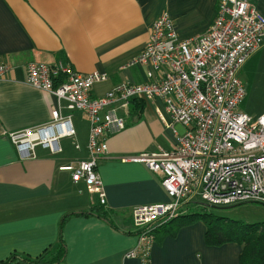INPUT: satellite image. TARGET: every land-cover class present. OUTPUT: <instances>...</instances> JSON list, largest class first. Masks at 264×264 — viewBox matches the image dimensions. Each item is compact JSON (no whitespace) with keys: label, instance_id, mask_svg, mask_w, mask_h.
<instances>
[{"label":"crops","instance_id":"obj_1","mask_svg":"<svg viewBox=\"0 0 264 264\" xmlns=\"http://www.w3.org/2000/svg\"><path fill=\"white\" fill-rule=\"evenodd\" d=\"M217 1L0 0V63L11 65L0 77V262L12 254L36 258L52 251L59 224L68 215L63 225L66 254L57 264H142L138 256L127 255L138 240L129 233L132 210L169 197L157 173L121 157L174 147L176 137L158 116L157 104L144 102L139 120L131 116L123 130L107 138L108 155L97 172L112 225L81 213L97 206L98 197L88 193L84 182L74 181L71 171L60 169L87 157V136L77 137L75 129L73 138L60 140V153L37 146L34 157L18 156L8 133L50 122L56 104L52 94L27 83L25 64L61 61L81 73L107 74L93 87L95 95L123 80L141 83L147 66L129 63L143 50L153 20L165 11L179 38L196 36L215 19ZM249 1L264 17V0ZM263 49L264 44L245 62L243 79ZM68 111L62 109V114L72 120ZM177 125L173 128L183 135L185 128L181 125L180 133ZM205 232L203 223L194 220L171 234L154 235L149 264H240L238 243L208 245Z\"/></svg>","mask_w":264,"mask_h":264},{"label":"built area","instance_id":"obj_2","mask_svg":"<svg viewBox=\"0 0 264 264\" xmlns=\"http://www.w3.org/2000/svg\"><path fill=\"white\" fill-rule=\"evenodd\" d=\"M263 44L264 17L249 0H218L207 30L184 39L163 11L149 26L143 50L129 63L147 66L141 83L123 80L95 95L93 87L107 80V74L81 73L61 61L26 63L27 83L52 94L56 104L50 122L8 136L21 159L34 157L37 146L60 153V140L75 135L71 116H64L62 109L78 111L88 123L87 157L60 169L71 171L72 179L84 182L104 205L97 166L108 155L107 138L127 126L132 100L157 104L158 116L176 137L174 147L121 157L157 173L169 197L132 210L133 227L142 232L127 255L149 264L151 229L178 216L184 204H264V112L253 117L240 109L246 88L239 77ZM10 69V64L0 63V77ZM175 123L185 128L183 135L173 128Z\"/></svg>","mask_w":264,"mask_h":264},{"label":"trees","instance_id":"obj_3","mask_svg":"<svg viewBox=\"0 0 264 264\" xmlns=\"http://www.w3.org/2000/svg\"><path fill=\"white\" fill-rule=\"evenodd\" d=\"M142 100L134 99L130 103V115L134 122L139 120L144 109ZM205 206H209L205 204ZM204 206V207H205ZM197 210V211H196ZM201 208L195 209L192 203H186L180 208V214L169 221L155 226L151 229V233L155 237L162 236L168 233H173L183 223L196 220V218H210L207 223L205 240L208 245H221L227 242H236L241 246L239 254L240 264H264V221L246 223L238 220L226 219L223 216L208 213V210ZM110 211L104 208L103 204L91 207L88 210L81 212L84 215H96L106 220L108 223L115 225L112 222ZM68 215L64 216L59 224L58 241L52 251H46L42 256L29 258L19 254H12L0 264H17L25 262L29 264H57L61 262L66 254V244L63 238V225ZM212 217V219H211ZM133 227V225H132ZM142 230H136L134 227L129 231L130 234L138 235Z\"/></svg>","mask_w":264,"mask_h":264},{"label":"rangeland","instance_id":"obj_4","mask_svg":"<svg viewBox=\"0 0 264 264\" xmlns=\"http://www.w3.org/2000/svg\"><path fill=\"white\" fill-rule=\"evenodd\" d=\"M246 78H242L240 72L239 77L246 88V96L244 102L240 105V109L248 112L253 117L258 116L264 112V49L261 53L251 61L248 65ZM245 83V84H244ZM72 114V123L77 132V137L88 134V123L85 119H82L81 114L75 111H68ZM178 131L182 133L183 127L177 125ZM195 209L201 208L199 212L208 210V213L214 215L223 216L226 219L243 221L246 223H254L264 221V204L255 202H245L236 205L227 206H205L201 200H194L192 203ZM205 206V207H204ZM197 211V210H196ZM196 218V221H200L207 227V223L210 222V218ZM212 219V217H211Z\"/></svg>","mask_w":264,"mask_h":264}]
</instances>
